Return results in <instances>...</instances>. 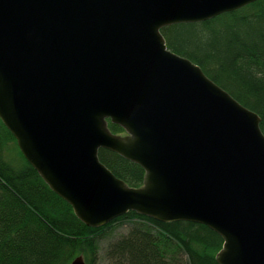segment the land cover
Segmentation results:
<instances>
[{
	"label": "water",
	"instance_id": "water-1",
	"mask_svg": "<svg viewBox=\"0 0 264 264\" xmlns=\"http://www.w3.org/2000/svg\"><path fill=\"white\" fill-rule=\"evenodd\" d=\"M254 1L0 0V119L84 224L129 210L201 223L223 240L218 264H264L260 118L161 33ZM100 148L141 166L142 185Z\"/></svg>",
	"mask_w": 264,
	"mask_h": 264
},
{
	"label": "trees",
	"instance_id": "trees-1",
	"mask_svg": "<svg viewBox=\"0 0 264 264\" xmlns=\"http://www.w3.org/2000/svg\"><path fill=\"white\" fill-rule=\"evenodd\" d=\"M161 33L170 50L256 112L264 134V0ZM107 123L112 133H125ZM98 157L127 185H142L138 164L104 148ZM222 244L204 224L161 222L133 210L87 226L25 159L0 119V264H70L79 254L86 264H218Z\"/></svg>",
	"mask_w": 264,
	"mask_h": 264
}]
</instances>
